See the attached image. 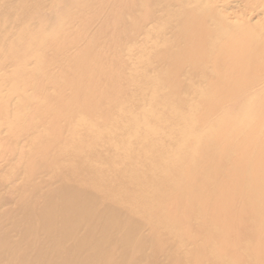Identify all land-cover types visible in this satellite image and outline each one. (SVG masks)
I'll use <instances>...</instances> for the list:
<instances>
[{"label":"bare ground","instance_id":"bare-ground-1","mask_svg":"<svg viewBox=\"0 0 264 264\" xmlns=\"http://www.w3.org/2000/svg\"><path fill=\"white\" fill-rule=\"evenodd\" d=\"M0 264H264V0H0Z\"/></svg>","mask_w":264,"mask_h":264}]
</instances>
